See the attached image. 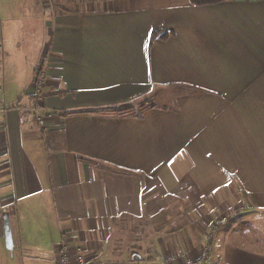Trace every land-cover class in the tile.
Segmentation results:
<instances>
[{
	"label": "crops",
	"instance_id": "obj_1",
	"mask_svg": "<svg viewBox=\"0 0 264 264\" xmlns=\"http://www.w3.org/2000/svg\"><path fill=\"white\" fill-rule=\"evenodd\" d=\"M0 212V264H264V0H0Z\"/></svg>",
	"mask_w": 264,
	"mask_h": 264
},
{
	"label": "built area",
	"instance_id": "obj_2",
	"mask_svg": "<svg viewBox=\"0 0 264 264\" xmlns=\"http://www.w3.org/2000/svg\"><path fill=\"white\" fill-rule=\"evenodd\" d=\"M49 1V0H48ZM42 79L37 78V81L34 85V93L32 96L31 106L28 108L34 116L37 125L41 130H44L46 127L45 118L41 111L43 103V93H42ZM0 221H1V212H0ZM228 221L227 217H221L218 222L214 224L213 230L216 232L219 228L226 224ZM58 259L59 264H99L96 260H91L87 258L84 254L79 253L76 257H73L70 248L67 244L66 238L63 237L61 244L58 249ZM203 261H200L198 264H202Z\"/></svg>",
	"mask_w": 264,
	"mask_h": 264
},
{
	"label": "rangeland",
	"instance_id": "obj_3",
	"mask_svg": "<svg viewBox=\"0 0 264 264\" xmlns=\"http://www.w3.org/2000/svg\"><path fill=\"white\" fill-rule=\"evenodd\" d=\"M28 3H30L29 1H28ZM47 3L48 2H46L45 4L47 5ZM47 7V6H46ZM49 9H47V12H50V10L48 11ZM47 12L45 11V13H46V15H48L47 14ZM195 88H193V87H173L172 88V90H174V92H173V94H175V92H181V91H185V92H190V91H193ZM183 93V92H182ZM163 96V97H162ZM166 95H165V93L164 92H162V91H159V92H156V95L155 94H153V96L151 95V96H148L147 97V101L145 102V103H143V104H138L137 106H136V108L135 109H137V112H138V114L139 113H141L142 112V110H143V108L144 107H147V106H150V105H162V104H165V103H167L168 101H167V99H166ZM173 97H176V95H174ZM136 103H138L137 101H136ZM140 107H142V108H140ZM127 109H128V107H127ZM130 110V109H129ZM129 110H127V112L129 111Z\"/></svg>",
	"mask_w": 264,
	"mask_h": 264
},
{
	"label": "trees",
	"instance_id": "obj_4",
	"mask_svg": "<svg viewBox=\"0 0 264 264\" xmlns=\"http://www.w3.org/2000/svg\"><path fill=\"white\" fill-rule=\"evenodd\" d=\"M224 1H228V0H189V2L192 5L195 6H202V5H213V4H218ZM171 35L170 31L161 29V30H157L155 31L152 36H151V41H153L154 39H156L157 37L166 40L169 36ZM65 92H60L61 95H63Z\"/></svg>",
	"mask_w": 264,
	"mask_h": 264
},
{
	"label": "water",
	"instance_id": "obj_5",
	"mask_svg": "<svg viewBox=\"0 0 264 264\" xmlns=\"http://www.w3.org/2000/svg\"><path fill=\"white\" fill-rule=\"evenodd\" d=\"M4 230H5V242L6 247L9 251H13L14 249V242H13V235H12V229H11V222L9 218V214L7 212H4Z\"/></svg>",
	"mask_w": 264,
	"mask_h": 264
}]
</instances>
